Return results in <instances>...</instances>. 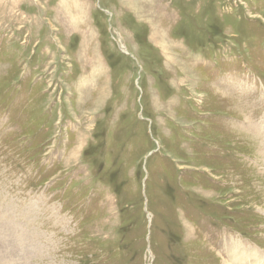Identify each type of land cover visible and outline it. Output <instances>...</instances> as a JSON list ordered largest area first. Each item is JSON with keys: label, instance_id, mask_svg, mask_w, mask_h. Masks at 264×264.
Returning <instances> with one entry per match:
<instances>
[{"label": "rangeland", "instance_id": "374dc122", "mask_svg": "<svg viewBox=\"0 0 264 264\" xmlns=\"http://www.w3.org/2000/svg\"><path fill=\"white\" fill-rule=\"evenodd\" d=\"M263 127L264 0H0V264L264 253Z\"/></svg>", "mask_w": 264, "mask_h": 264}, {"label": "bare ground", "instance_id": "6f19581e", "mask_svg": "<svg viewBox=\"0 0 264 264\" xmlns=\"http://www.w3.org/2000/svg\"><path fill=\"white\" fill-rule=\"evenodd\" d=\"M122 49L123 51H126L124 47ZM260 129L261 131L264 132V127ZM226 243L228 245L224 246L223 252H222V255L224 257L223 261L225 264H264V253L262 251L252 246L248 247L245 243H244L245 249L241 250L240 249L241 245H238L235 239H231L230 241H227ZM247 253H251V255L248 256Z\"/></svg>", "mask_w": 264, "mask_h": 264}]
</instances>
